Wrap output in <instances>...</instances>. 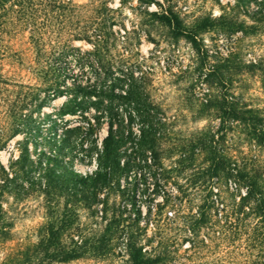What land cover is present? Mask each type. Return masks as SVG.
<instances>
[{
    "label": "rangeland",
    "instance_id": "1",
    "mask_svg": "<svg viewBox=\"0 0 264 264\" xmlns=\"http://www.w3.org/2000/svg\"><path fill=\"white\" fill-rule=\"evenodd\" d=\"M217 1L72 0V4L85 5L81 8L67 5L64 14L48 25L47 21L39 19V23L44 24L41 27L45 32L46 43L66 45L69 51L62 54L56 51L50 55V48L46 45V52L38 61L30 51L25 50L27 32L12 38L4 37L12 48V58L4 61L0 70V145H3L0 147V165L3 169L8 172L9 164L24 147L30 160H36L40 151H44L46 155L51 153L61 161L54 166L56 171L70 168L86 174L95 169L94 156L88 163L86 152L79 146L67 148L66 143L62 142L63 139L67 143L74 142L75 134L67 130L78 126L86 128L87 123L78 112L57 117L62 104L70 97L65 92L54 98L50 96L32 113L30 124L22 125L13 137H9L12 131L11 105L22 106L28 102L36 94L41 86V77L49 69L59 71L67 85L73 80L100 85L104 81L103 74H108L109 69L112 75L108 74L106 85L109 78H127L132 73L141 102L149 105L158 118L162 115L160 122L163 125L158 126L162 132L159 140L162 146L160 157L163 168L166 169L173 166L170 160L176 157L165 159L167 150L190 144L198 131L211 126L213 130L216 129L217 121L212 120L211 115L199 113L201 104L206 100L228 95L246 108L257 109L264 118V70L261 72L259 68L260 65L264 69V16L254 14L256 4L252 0H244L238 4L239 0ZM168 6H174V10L179 12L181 25L185 30H197V23L194 22L197 17L215 19L231 11L230 8L233 7L231 15L236 19V24L229 29L214 22L209 27L198 30L195 33L198 43L196 50L185 38L176 37L171 28L151 15ZM100 19L108 33V46L107 51L96 58L90 54L93 52V37L91 41L73 39L70 33L75 28L88 26ZM17 50L21 51L19 56H16ZM211 71L214 74L205 81L206 75ZM98 73L100 78L96 80ZM122 85L123 90L127 89L124 82ZM44 95V91H38L40 99ZM118 104L120 106L116 105L122 109H119L116 122L121 117H128L130 110L123 103ZM33 107L30 105L24 108L22 113H28ZM84 113L87 121L93 122L96 115L94 107L89 105ZM16 121L19 123L18 119ZM138 127L139 121L134 119L132 130L137 133ZM106 133V121L101 119L91 141L100 147ZM220 146L230 155L246 152L259 160L264 159V150L254 147L249 150L241 128L228 131ZM83 147L86 148V144ZM126 157H120V166L124 160L128 161ZM194 157L191 167L179 173L168 172L164 174V179H158L152 175V171L147 172L143 162L138 163V156L133 164H128L129 169L124 168L111 180L110 187L99 194L100 202L97 206L90 208L81 203L71 204L63 197H45L37 192L22 200L4 196L2 207L6 211L4 222L9 224V238L0 237V264H11V259L16 261L22 258V249L38 241L47 221L62 213L67 214L72 209L76 213L74 223L78 229L70 231L73 239L77 241L81 237L96 241L105 225L100 211L102 200L106 199L107 207H124L127 212L125 215L139 210L141 217L145 218L165 196L175 194L178 187H181V192L186 197H190L196 190L192 186L195 178L193 173L204 165L201 156ZM147 234H151L150 229ZM186 244L187 242L183 246ZM103 245L94 254L88 252L83 258L55 264H127L122 240L116 244ZM214 257L217 254L204 256L200 263L212 264Z\"/></svg>",
    "mask_w": 264,
    "mask_h": 264
},
{
    "label": "trees",
    "instance_id": "2",
    "mask_svg": "<svg viewBox=\"0 0 264 264\" xmlns=\"http://www.w3.org/2000/svg\"><path fill=\"white\" fill-rule=\"evenodd\" d=\"M243 1L239 0L237 4ZM252 1L256 4L254 14L264 16V0ZM67 5L81 8L85 4L75 5L72 0H0V70L3 62L12 58V48L4 37L12 38L27 32L25 50L30 51L36 61L46 52V45L50 48V55L56 51L61 54L68 52L66 45L46 43L45 32L41 27L44 24L39 23L41 18L44 22L47 21V25L50 24L64 14ZM233 9L234 7L230 8L231 11ZM231 11L215 19L195 18L197 30L183 29L180 14L174 10V6L151 15L171 28L176 37L185 38L198 50L195 33L214 22L230 29L236 24ZM107 36L102 19L88 26L75 28L70 33L73 39L91 41L93 37V52L90 54L96 58L107 51ZM20 52L15 51L18 54L16 56ZM259 68L261 72L264 70L260 65ZM109 70L107 72L111 74ZM49 71H45L41 77V86L28 102L22 106L11 105L12 131L9 137H13L22 125H29L32 113L50 96L54 98L65 92L70 97L62 104L57 117L78 112L87 123L86 128L78 126L67 130L75 134L74 142L67 143L66 139L62 142L66 143L67 148L79 146L86 152L88 163L94 156L95 169L86 174L70 168L56 171L54 166L61 161L51 153L46 155L44 151H40L36 160H30L26 148L20 149L18 157L9 164L8 172L0 165L1 238H9V224L4 222L6 211L2 207L6 196L22 200L37 192L45 197H63L71 204L81 203L90 208L97 206L100 202L99 194L110 187L111 180L118 173L124 168L129 169L128 164H133L138 156V163L143 162L147 172L152 171V175L158 179H164V174L168 172L179 173L191 167L195 155L202 157L204 165L193 173L195 178L192 186L196 187L193 195L186 197L181 192V187H178L175 194L165 196L145 218L141 217L139 210L125 215L127 212L124 207H107L106 199L102 200L100 211L105 225L96 241L81 237L77 241L73 239L70 231L77 229L73 209L67 214L53 217L45 224L38 241L22 249V258L16 261L11 259V264L68 263L83 258L88 252L94 254L101 244L108 246L120 240L124 242L127 264H205L200 263L202 258L214 254L217 257H214L212 264H264V159L259 160L246 152L230 155L220 146L228 131L241 128L250 151L251 147L264 150V118L257 109L246 108L228 95L206 100L201 104L199 113L211 115L212 120L217 121L216 129L213 130L211 126L198 131L190 144L167 150L168 155L163 158L176 157L170 160L173 166L166 169L163 168L160 157L162 146L159 140L162 132L158 126L163 125L160 122L162 115L158 118L149 105L141 102L132 73L127 78H109L108 85L106 73L103 74L104 81L100 85L74 80L67 85L59 71ZM213 74V71L209 72L205 81ZM99 78L98 73L96 80ZM123 82L127 89H122ZM38 91L45 92L41 99ZM119 102L131 112L129 110L128 117H121L116 122L119 109H122ZM30 105L34 107L28 113H22ZM89 105L94 107L96 113L93 122L87 121L84 113ZM101 119L106 121L107 133L101 140L100 147H97L91 137ZM134 119L139 121L137 133L132 130ZM84 144L86 148L83 147ZM128 149L131 150L126 153ZM123 155L127 156L128 161L124 160L120 166V157ZM43 163L45 164L42 165ZM148 229L151 231L150 235L147 234ZM185 242L187 244L183 246Z\"/></svg>",
    "mask_w": 264,
    "mask_h": 264
}]
</instances>
